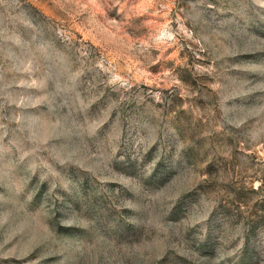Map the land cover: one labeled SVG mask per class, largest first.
<instances>
[{"label": "rangeland", "instance_id": "rangeland-1", "mask_svg": "<svg viewBox=\"0 0 264 264\" xmlns=\"http://www.w3.org/2000/svg\"><path fill=\"white\" fill-rule=\"evenodd\" d=\"M0 264H264V0H0Z\"/></svg>", "mask_w": 264, "mask_h": 264}]
</instances>
